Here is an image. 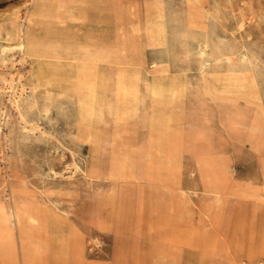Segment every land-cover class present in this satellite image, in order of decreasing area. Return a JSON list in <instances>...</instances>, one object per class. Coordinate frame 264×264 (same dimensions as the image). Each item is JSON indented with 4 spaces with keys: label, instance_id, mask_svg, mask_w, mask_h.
<instances>
[{
    "label": "rangeland",
    "instance_id": "374dc122",
    "mask_svg": "<svg viewBox=\"0 0 264 264\" xmlns=\"http://www.w3.org/2000/svg\"><path fill=\"white\" fill-rule=\"evenodd\" d=\"M116 52L141 90L120 134ZM83 57L88 112L36 84L37 60ZM0 264H264V0H0Z\"/></svg>",
    "mask_w": 264,
    "mask_h": 264
},
{
    "label": "bare ground",
    "instance_id": "6f19581e",
    "mask_svg": "<svg viewBox=\"0 0 264 264\" xmlns=\"http://www.w3.org/2000/svg\"><path fill=\"white\" fill-rule=\"evenodd\" d=\"M71 26H73V25H71ZM76 40L84 43V41H88V40L90 41V40H93V38L89 37V38L84 39V40L77 38ZM17 47L19 48V52L24 54V44L21 43ZM4 48H5V46H4ZM130 55L118 54L116 52V57H115L113 63L108 66V78H107V82H106V86H105V101H104L103 109L100 112V121L103 124H107L108 122L112 123L113 120H120V121L124 120V121H126V123L124 125H120L117 128L118 134H120L122 132H127L130 129L128 126H130V124L132 122H128V118L133 116V115L134 116L138 115V107H139V103H140V95H141L140 89L132 87V86H130L127 89H121L119 87V85L117 84V81H116L118 70L115 67V65L131 64L133 60H132ZM135 58H136V56H135ZM36 63L39 66V69H44L46 71V73H40L36 77V84L38 86L43 87L44 91L46 93H52L56 96H59V97L65 98V99H74L79 103V105L82 107V109L85 112H88L92 108L93 96H94V92L96 89L97 74H98V65L96 62H94L92 59H89L87 57H83V58H75V59H72L70 61L60 60V59L37 60ZM10 85H11V83H10ZM9 89H10V87H9ZM22 91L24 92V90H22ZM56 98H58V97H56ZM159 100H162V99H159ZM155 102H156L155 100L150 101L148 113H147V115L146 114L145 115L147 116L146 121L149 120L148 123H149V126L151 127V131H153L155 133H159L161 131V127H162L164 120H162L161 118H155V119L151 118L152 117L151 113H152L153 107L155 106ZM169 110L174 112L175 108L170 107ZM84 111H83V113H84ZM89 113H92V111ZM91 118H93V117H91ZM144 123H145V121L143 122V124ZM192 123H193V121H192ZM137 126H138V124L136 125V127ZM143 128H144V126H143ZM146 128H148V127H146ZM133 129H135V127ZM193 149L191 148L190 151H192ZM121 155H123V154H121ZM142 157H143V155H142ZM138 161H139V158H138ZM110 162H111L110 164L112 165L114 170H115V168H121V169H123V172L127 171L129 173H131V170H132L131 168L134 165L133 159L127 158V157H117L116 156L115 158H111ZM129 163H131L132 165L129 166L128 165ZM136 171H138V170L136 169ZM107 173H105V174H107ZM137 174H139V173H137ZM129 178L130 177H127V179H129ZM113 199L111 197V200L115 201ZM103 204H105V203H103ZM103 204H101L95 208L94 216L96 219L103 217V214L101 212ZM12 214H14V213H12Z\"/></svg>",
    "mask_w": 264,
    "mask_h": 264
},
{
    "label": "crops",
    "instance_id": "0c3cea01",
    "mask_svg": "<svg viewBox=\"0 0 264 264\" xmlns=\"http://www.w3.org/2000/svg\"><path fill=\"white\" fill-rule=\"evenodd\" d=\"M158 103L166 104L165 102H161V101H159ZM166 105H168V104H166ZM168 106H170L171 108L173 107V106H171V105H168Z\"/></svg>",
    "mask_w": 264,
    "mask_h": 264
}]
</instances>
